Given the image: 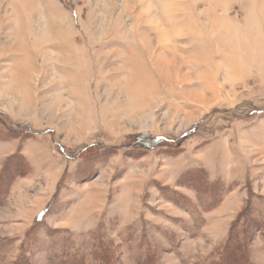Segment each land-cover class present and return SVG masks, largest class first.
Returning a JSON list of instances; mask_svg holds the SVG:
<instances>
[{
  "label": "rangeland",
  "instance_id": "1",
  "mask_svg": "<svg viewBox=\"0 0 264 264\" xmlns=\"http://www.w3.org/2000/svg\"><path fill=\"white\" fill-rule=\"evenodd\" d=\"M0 264H264V0H0Z\"/></svg>",
  "mask_w": 264,
  "mask_h": 264
},
{
  "label": "bare ground",
  "instance_id": "2",
  "mask_svg": "<svg viewBox=\"0 0 264 264\" xmlns=\"http://www.w3.org/2000/svg\"><path fill=\"white\" fill-rule=\"evenodd\" d=\"M237 1H239V0H237ZM239 3V2H238ZM262 13V12H261ZM94 57L96 58V55L94 54ZM98 59H99V57H97Z\"/></svg>",
  "mask_w": 264,
  "mask_h": 264
},
{
  "label": "trees",
  "instance_id": "3",
  "mask_svg": "<svg viewBox=\"0 0 264 264\" xmlns=\"http://www.w3.org/2000/svg\"><path fill=\"white\" fill-rule=\"evenodd\" d=\"M20 164H21V165H23V164H24V162H23V161H21V162H20Z\"/></svg>",
  "mask_w": 264,
  "mask_h": 264
}]
</instances>
